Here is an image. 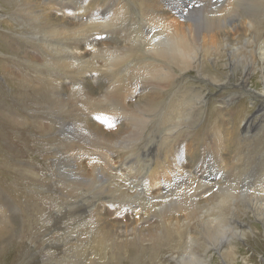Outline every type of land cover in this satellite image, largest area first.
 <instances>
[{
  "label": "bare ground",
  "instance_id": "1",
  "mask_svg": "<svg viewBox=\"0 0 264 264\" xmlns=\"http://www.w3.org/2000/svg\"><path fill=\"white\" fill-rule=\"evenodd\" d=\"M56 2L61 6L60 10H62L63 7H80V0H56ZM98 3L102 5V8L96 7ZM90 5V9H92L91 13L89 12L86 16H90L91 14V17H94L91 18V21L89 20L87 22L85 27H67L65 25H59L56 23L53 24L47 20L41 19L42 15L40 12L31 11L29 13H22L15 11L13 7H10V10L13 11V14L12 12L10 13V15H13V19L19 23L27 20L29 31L32 30L34 31L33 34L35 33L36 35H40L42 42L45 44L48 42L46 45L52 48L53 52L55 53V55H52V59H49L50 56L44 54V65H55L56 68L59 67L63 70L66 68H71L70 71H76L74 76H76L77 73H81V75H78V82L77 79H75L72 74H70V72L67 73L69 74L68 79L73 81L75 84V96L72 98L74 100L69 106V111L65 110L64 108L57 107L59 102L58 95L55 90L59 85H61L56 81V78L59 77L57 74H54V78H49L39 73L37 76L38 83L34 84L33 86L30 85L29 87L33 93L42 92L43 97L51 100L52 103H49L47 107L50 109L51 113L54 114L55 123L67 125L75 131L74 133H76V138L79 140H71V142L69 141L67 144L62 146V150H64L66 154L70 155V157L67 158L68 162L72 160L71 158L75 153H86L89 148H91L90 153L92 151L99 156V159L93 162L91 166V172L88 174L85 171L89 176L86 178L90 183H88L87 180H84L81 183V187L68 186L69 188L66 191V196L72 197L70 202L72 200L75 202L76 200L77 202H80L83 199L81 196L83 194V191L81 190L82 187L86 188V190L89 191V193H92V195L96 196L100 194L98 207L96 208L95 206V208L91 209L90 213L92 215L90 218L87 219V216L85 217V215L82 214L84 211L83 208H86L87 206V204L84 202L80 204L78 209L76 208L77 211H74L67 216L68 220H70V224L72 223L71 228L68 230L69 233H83L85 235V239L77 246L75 245L74 241V243L71 242V245L75 247L67 246L64 250H62L63 253H61V255L57 256L56 254L54 258L51 259L53 260L51 264H59L56 262H59L62 260V258L66 259V261H69L68 259L73 257H76L80 260H78L79 262L75 263L70 262V264H165L160 257L163 252H166L168 255V257L163 256L166 257L165 262L167 263L174 262L176 264H191L192 260L199 259L200 262H206V264H210V262L214 261V259H220V257L223 256L221 261H224V264H229V261L225 258V256L232 253V248L234 249V247L237 245V242L235 244L234 240H240L239 236H242L243 234L248 240V244L253 247V249H251L252 251H256L258 249L263 250L264 243L263 245L261 244V242H263L262 236L257 233H254V236L249 237V234H247L248 230L244 232L241 230H238L240 232L234 231L233 235L225 232L224 229L223 231L220 230L223 225H233L236 227V223H240L241 225H245V227L250 228L249 225H246L245 221H242L240 218H238L236 211H232L231 206L232 203H234L232 201V197L235 195L231 193V191H226V187L228 186L225 187L224 184H222V181L225 180L228 174L232 175L234 172H232V169L234 170V168L241 163L236 161L232 164L230 170L227 169L228 171L223 167L220 170V172H223V180L220 181L219 184H214L215 182H213V184H207L199 181L195 182V186L185 190L188 185H194L195 181L191 178L192 176L189 177L191 180L188 178V174H186L187 172L185 169L183 170V173H179L177 170L178 168H176L177 161L175 160L179 158L180 155L182 156L181 148L185 143V139L184 141H180V135H178L175 137V139H177L176 141H174V139L171 140V144H173V150L165 151V149L167 150L165 140H163L162 143H159L160 138L158 134L162 131V125H164V123H162V125L156 124V126L154 124L155 128L153 130H151V128L154 123L153 121L160 116L167 104V109H169L175 108V105L181 102V108L179 106L178 107L182 109L184 107V101H187V103L192 101L193 106L192 108L190 107L191 114L194 116L201 112L199 109L201 108V103L204 101L203 97L204 92L206 91L203 90V88L206 86L199 82L194 84L192 83L193 85L189 84L188 81L191 82V80H184L180 77L183 76L182 74L187 71L195 70L200 76L207 78L209 75V61H211V63H213L217 68L215 69L214 73L211 72L213 74L209 75L211 77L208 78L213 80V82L219 86H221V84L229 85L232 83L230 78L235 79L237 82L236 84L241 86L242 90L239 94L235 96L233 95L234 102L237 104L246 96L248 103L253 104L258 110L255 117L251 116L250 114L242 113L243 115L238 118V120H240V127L245 128L249 132L250 129L254 128V126H257V121L259 119L264 120V0H228L227 3H224L222 7H216L218 5H216L212 0L206 4H203L202 0H121L120 4L118 0H93L92 4L90 3ZM90 5L88 4V7ZM166 5H171L175 10L166 8ZM170 11H174L173 13L175 14L180 12L190 16L199 15L200 23L198 25L202 27V31L200 33L203 34L204 32V41L201 42L199 29L193 24H189V30H180V28L177 27L172 28L173 26L165 20L167 13ZM100 17H102V21H99ZM240 19L242 21L240 24L236 23L233 25L232 29H229V31L224 30L223 27L226 23H231ZM29 20L32 21L30 24L28 23ZM115 30L116 33H114ZM122 37L129 38L127 41L130 43L128 44V46L130 45V50L125 52L124 50L118 49L111 45L110 50L108 49L103 52L104 55L100 54L99 52H95L96 55L103 58L104 63L100 68H98V63L92 62V60H89L90 58H78L74 57L75 55L73 57L70 56L71 60L67 59L68 61H65V57L63 60H61L62 57L58 58L60 55H68L69 57V55L73 53L71 48L75 49L77 45L82 43L93 42L95 44L100 42V39L102 38L112 40L120 39ZM145 37H148V39L159 37V40L162 41V43H156L153 46L151 44L150 46H152L153 49H146L143 46L145 49L141 52L137 42H139L138 40L140 38L145 40ZM2 42L3 44L0 40V45L6 48L8 44L3 40ZM160 46H164L166 48V57L162 55L161 48L159 49ZM7 48L8 50H11L10 46ZM101 50L103 49H100V51ZM125 50H127V48H125ZM132 54L135 55L134 58L130 57ZM156 54H159V57L158 55L156 56ZM232 62L235 63V66L232 69H229L228 63L232 64ZM118 64L123 65L118 67ZM95 69L100 72H107L106 74L110 76V80L108 82L104 81L105 86L100 92L96 93L90 98L84 97L79 94L81 93L80 87H78L79 82H87V77L89 78V75H91ZM221 71L225 74L224 79L219 77ZM157 73L160 74V79H164L163 83L156 82L149 84L146 82V80H144V78L147 76ZM49 74L51 73L49 72ZM176 83H178L177 86ZM139 91L146 93L145 100L138 101L135 99L136 94ZM21 95L25 99H28L29 94L24 92ZM216 100L217 99H215V101ZM254 100H261L262 106L258 107ZM85 102H87V104L90 106V115L92 116V120L96 118V120H100L101 122V125L99 124L96 126V132H89L88 128H85V124L87 125L88 122L83 124V119L79 118V115L74 112L75 109L77 110V108H81L82 106L86 105ZM221 102L223 101L220 99L219 103L221 104ZM1 107L6 111L8 109V114L11 112L14 113V109L10 111V106H8L6 109V107H4L2 104ZM237 108L238 107H236V109ZM219 109L221 110V106H214V108L211 110L207 109V111L211 112L208 114L209 116H207V120H205L201 127L194 128L192 130L197 133V136L200 135L201 137V141H199V146L201 147L200 153L205 154L211 152L210 154L213 156V158L211 157L213 159L212 162L218 167L219 163L222 162L220 150L225 142L223 143V140L221 139L222 135L219 134V129L217 130L212 128L211 125L217 119L216 114L220 112L221 115V111H219ZM9 117L12 118V115H9ZM197 117V119H199V116ZM120 118L124 120L122 128L116 129L115 132L110 133V135H108V137L105 139L102 135V124H104V126L114 125L118 119L120 120ZM190 120L192 119L190 118ZM26 121L28 120H25V122ZM25 122H23L24 125H26ZM37 125L38 121L33 123L34 129L38 133L39 130L37 129ZM21 126L22 125L18 127L21 130V134H23L25 131L21 128ZM26 126L29 127V123ZM186 129H184V132L186 135H189L191 130ZM144 132H152V134L148 133L150 136L146 138L144 148L142 149L143 151L148 152L153 148L154 152H156L155 156L156 154H159L160 151H164L165 157L168 154L171 155L170 158L167 156L169 164L166 162L167 158H165V161H163L164 165L162 166L163 168H161L163 171L158 175V178L162 182V185L158 186V188L160 189V187H165L168 189V191L163 193L160 190L157 197H152L153 191H156V183L155 185H151L150 189L145 188V185L144 189H142L141 185H143V183H147L145 181L146 176L144 177L145 174L143 173V170H140L137 173L134 172L135 174L132 172L135 176L133 180H130L131 178L129 179L125 177V184L130 181L129 184H127L125 189H117L114 181H118L120 177H118V170L116 169V166L112 163L110 158L111 155L108 156L109 154H107V151H111L114 152V154H116L118 157L121 156L119 157L120 160H118L123 164L126 163V166L123 164L121 165L127 168V165L130 164L129 162L133 160L137 154V151L133 152L134 148L132 147L133 145L130 146V141L134 142V139L139 140V138H143L142 136L144 135ZM25 133H27V131ZM175 133L177 134V132ZM26 136L27 135L24 137ZM24 137L17 139L20 141H25ZM87 138H91L89 148H86L85 144L81 142V139L84 140ZM20 141H18L14 146L1 143L0 149L2 151H14L16 153H21ZM146 148L148 149L147 151ZM5 154L6 153L2 154V156ZM138 158L139 157L136 159L137 161ZM144 158L146 161H150L152 159L147 157ZM136 164H138V162ZM79 167L81 168L82 166ZM168 169H171L172 172L170 170L169 171L173 174V178H166L165 175L167 172L164 171H167ZM74 174L76 175L77 173L74 172ZM239 175L241 176V174ZM121 176L123 177V175ZM99 177H103L105 180H111L112 185H104L102 189L98 190L93 189ZM179 178H181V182H179ZM98 181L101 180L99 179ZM187 182V186L183 187L185 190L184 194L182 193V196H177V193L175 192L176 189L183 186ZM236 182L237 181H235V184ZM75 183L80 184L79 182H74L72 185H75ZM237 185L238 184H236V186ZM249 187L250 186H248V188ZM212 188H214V190H211ZM9 189L11 190V188ZM17 189L18 191H8V188L5 190L4 183L0 180V197L2 195L3 200V196H5V199H7L12 205L18 204L21 200L19 198V188L17 187ZM174 189L176 194L174 192H172V194H175L177 197H172L171 199L170 196L172 195H170V193L171 190ZM209 190L214 192L208 194ZM193 191L197 193L207 192L206 194H208V196H206V201H203L202 203L198 202L192 193ZM225 195H229L231 198L226 199ZM79 196L80 198H78ZM105 197L108 198L107 201L104 200ZM45 200L46 202L43 206L41 204L40 206H37V220L35 217V221L42 220V215L46 214V208L50 207L55 202L57 203V201H53L50 198H46ZM136 204L142 205L141 208L147 213V215L143 217V220L141 219L142 221H147L152 218L157 221V224L153 226V229L146 230L143 228V230L135 226L118 231L119 236L117 237L115 235H110L111 233L109 234V232L104 231L99 226V219L97 217L98 212H114L121 217H127L131 213L130 210H133ZM218 205H220L221 208L223 207L225 210L229 209V211L226 212L224 210H219L220 206L218 209ZM177 210L180 212L185 211L187 216L183 219L175 220L174 218H176L175 216L178 213H176ZM15 219L16 220L14 224H11V222H9L3 216V214L0 216V250L3 249V245L12 244L13 249L20 251L22 247L25 246L26 237L29 234L33 236L38 235L40 230L39 228H43L42 224H40V227L31 228L33 225H27L23 219V216L21 217L20 215ZM37 223L38 222L34 223L35 227L38 226ZM192 229L196 235H194ZM220 234L222 235L220 236ZM192 235H194V237ZM73 236L74 235H72V237ZM75 236H77V234ZM210 236L215 238V240L220 237L218 243L219 247L210 246V244L213 243L208 239ZM198 240L200 241V244L202 243L205 247L202 251H198L196 248L192 247L190 248L189 253L186 250L187 248H182L187 247L189 244L191 245L193 241L198 242ZM59 244L60 243H58V245ZM213 249L220 250V254L216 255ZM225 260H227V263ZM243 262L244 264H254V259L247 254L244 257Z\"/></svg>",
  "mask_w": 264,
  "mask_h": 264
},
{
  "label": "rangeland",
  "instance_id": "2",
  "mask_svg": "<svg viewBox=\"0 0 264 264\" xmlns=\"http://www.w3.org/2000/svg\"><path fill=\"white\" fill-rule=\"evenodd\" d=\"M118 1L120 4L121 0H118ZM185 1H189V0H185ZM210 1L211 0H202L203 4L209 3ZM212 1L215 2L216 5H218V6L215 5L216 7H219V6L222 7L223 4L227 3L228 0H212ZM92 2L93 0H80L79 2L80 7L78 8H73V7L64 8L63 7L62 10H60L61 6L57 4L56 0H0V40L2 44H3L2 40L5 41L10 46V49H11V50H8L7 48L9 47L8 45L6 46V48L0 45L1 46L0 47V110L2 111V112L0 111L1 112L0 113V144L2 143V144L14 146L16 145L18 141H20L19 140L20 138L27 135L26 137H24L25 141H20L21 153H16L14 151H2L0 149L1 151L0 152V176H1L0 180L4 183L5 190H7L8 188V191H12V190L18 191L17 189L18 187L19 192H20L19 198L21 199L20 200L21 204L19 202L18 204L12 205L10 204V202H8L7 199H5V196H3V200H2V195H1L0 197L1 199L0 200V216H2L3 214V216L9 222H11V224H14L16 220L15 218L20 215L21 217L23 216V219L27 225L28 224L33 225L31 228L40 227V224H42V227H43V228H39L40 230L38 232V235H35L36 237L31 234H29L26 237L25 246L22 247L20 251H18L17 249H13L12 244L3 245V249L0 250V264H46V262L47 264H51L53 262V260L51 259H53L56 254L57 256L61 255V253H63L62 250H64L67 246L75 247L71 245V242L72 243L75 242V245L77 246L81 244L85 239L84 238L85 235L83 233L82 234L78 232H71L72 234L69 233L68 230L69 228H71L72 223L70 224V220H68L67 218L68 214H71L72 212L77 211V209L80 207V204L84 202L87 204V206L85 205L86 208H83L84 211L82 210L83 211L82 214H84L85 217L87 216V219H88L92 215L90 213L91 209L95 208V206L96 208L98 207L99 198H100V194L96 196L92 195V193H89V191H87L86 188L84 187H82L81 189L83 191V194L81 195L83 199L80 202L79 201L77 202V200L76 202L73 200H72L73 202L72 201L70 202V199H72V197L66 196V191L69 187H78V186L81 187V183L84 180H87V178L89 177L87 173L89 174L91 172V166L93 162L99 159V156L95 152L91 151L90 153L91 148H89L90 147L89 144L91 143V138L90 139L87 138L84 140L81 139L82 140L81 142H83L86 148H89V149L87 150L86 153H80V152L75 153L73 157L71 158L72 160L68 162L67 158L70 157V155L66 154L65 151L62 150V146L64 144H67V142L69 141L71 142V140L73 141L79 140L78 138H76V135H75L76 133H74L75 131L72 130L67 125L55 123L54 114L51 113L50 109L47 107L49 103H52L51 100L43 97L42 92L33 93L32 90L29 88L30 85L33 86L34 84L38 83L37 76L39 73L49 78H54V74H57L59 77H57L56 78L57 80L56 79L55 80L61 84L55 90L58 95V102H59V105H57V107L64 108L65 110L69 111L68 110L69 106L71 105V102L74 100L72 98L75 96V84L73 81L68 79L69 74L67 73L70 72V74H72V76L75 79H77V82H78V77H79L78 75H81V73H77L76 74L77 77H76L74 76V73L76 71L74 70L70 71L71 68H66L65 70H63V69H60L59 67L56 68L55 65H44V54H46L47 56H50L49 59H52L53 58L52 55H55V53L53 52L52 48L46 45L48 44V42L46 44L42 42L40 35H36L35 33L33 34L34 31L32 30L29 31V28H28L29 25H27V20L19 23L13 19V15H12L13 11L10 10V7H13L15 11H19L22 13H29L31 11L40 12V14L42 15L41 19L47 20L53 24L56 23L59 25H65L67 27L68 26L69 27H74V26L85 27L87 25V22L89 20L91 21L92 20L91 18L94 17V16L91 17V14L90 16H86L89 12L91 13L92 9H90L91 7L90 3L92 4ZM88 4L90 5L89 7H88ZM97 5L96 7L102 8L101 4L98 3ZM165 7L174 9L171 5L169 6L166 5ZM11 12L12 14L10 15ZM173 12L174 11L168 12L167 17L165 18V20L173 26V27L171 26L172 28L177 27V28H180V30L181 29L189 30V27H188L189 24H193L195 27L199 29V33L202 31V27L198 25L200 23L199 15L190 16V15L182 14L180 12L178 14H175ZM99 19H98L99 21L103 20L102 17H100ZM31 22L32 21L29 20L28 23L30 24ZM241 22L242 21L240 19V20L233 21L231 23H226L223 28L224 30L229 31V29L233 28V25H235L236 23L240 24ZM114 33H116V30L114 31ZM145 38H146L145 40L143 38L142 39L140 38L138 40L139 42H137L138 46L140 47L141 52L145 48L153 49L152 46L156 43H159V44L162 43V41L159 40L160 39L159 37H155L154 39H148V37H145ZM128 39L129 38L127 37H122L120 39H112V40L102 38L100 39V42L95 43V44L93 42L92 43L91 42L82 43V44L77 45L75 49L71 48L73 53L69 55V57L68 55H65V56L60 55L58 58L62 57L61 60H63L65 57L66 58L65 61L71 60L70 56L73 57L74 55H75L74 57H78V58H88V59L90 58L89 60H92V62H95V63L97 62L98 68H100L101 66H103V63H104L103 58L96 55L95 52H99L100 54L104 55L103 52L108 49L110 50L111 45L113 47H116L118 49H121L127 52L130 50L129 49L130 45L128 46V44L130 43L129 41H127ZM142 40H143V43H142ZM200 40L201 42L204 41V32L203 34L200 33ZM151 44L152 46H150ZM125 48H127V50H125ZM160 48L162 51V55L165 56L167 53L166 48L164 46L162 47L160 46L159 49ZM100 49H103V50L100 51ZM157 55L159 57V54H156V56ZM130 57L134 58L135 55L132 54L130 55ZM122 65L123 64H118V67H121ZM234 66H235L234 62H232V64L228 63L229 69H232ZM208 68H209L208 70L209 75H212L217 67L213 63H211V61H209ZM49 72L52 75L49 74ZM106 73L107 72L105 71L100 72L96 69L93 70L91 75H89V78L87 77V82L86 81L79 82L78 87H80V92L82 93V94L81 93L79 94L84 97L90 98L96 93L100 92L102 88L105 86L104 81L108 82L110 80V76L107 75ZM182 75L183 76H181L180 78L184 80H187V79L191 80V82L188 81L189 84H192V83L194 84L196 82L203 83L206 86L205 88H203V90H206V91L204 92V97H203L204 101L203 103H201L202 105H201V108L199 109L201 112L199 113L197 112L198 114L193 116L190 112L193 106L192 101L188 102L189 104L187 103V101H184L183 102L184 107L182 109H180L182 106L180 104L181 102L176 104L175 108H169V109H167L168 107V104H167L166 108L161 112L160 116L157 117L153 121L154 123L152 122L153 125H152L151 130L155 128L156 124L162 125V123H164V125H162L163 126L162 131L159 132L158 134L160 138L159 143H162L163 140H165V144L167 145V150L165 149V151L173 150V144H171V140L174 139V141H176L177 139H175V137H177L178 135H180L179 136L180 141L182 140L184 141L185 139V143L183 144L181 148L182 156L180 155L179 157L181 159L177 158L175 160L177 161L176 168H178L177 170L179 173H183V170L185 169L187 173L185 171L184 172L188 174V178L192 176L191 178L195 180L194 185L192 184L190 186L189 185L187 186L188 184L187 182L183 186L178 187L176 191L175 189L171 190L170 195L172 196L170 195L169 196L171 199L172 197H177L179 195L182 196L187 188L195 186V182H199V181L202 183H207V184H213V182H215L214 184H219V182L223 180L222 178L223 172H220V170L223 167L225 170L227 169L230 170L232 167V164L238 161L241 164L237 165V167H235L234 170L232 169V172L233 171L234 172L232 173V175L228 174L225 180L222 181V184H224L225 187L226 186L230 187V188L226 187V191L227 190L229 192L231 191V193L235 195L232 197L233 198L232 201L234 202L232 203V206H231L232 211L233 212L236 211L238 218H240V220L242 221H245L246 225H249L250 228L245 227V225H241L240 223H236L237 225L236 227H234L233 225H230V226L223 225L220 230L223 231L224 229L225 232L230 233L232 235L234 231L241 230L242 232H244L248 230L247 234H249L248 235L249 237L254 236V233H257L262 236L263 242H261V244L263 245L264 243V162H263L264 160V138H263L264 137V120L259 119L257 121V126H254V128L250 129L249 132L245 128L240 127V120H238L240 116H242L243 114H250L251 116L255 117L258 110L256 109V107H254L253 104L248 103L246 96L242 100H240L239 103L236 104L234 102L233 100L234 96L239 94L242 90V87L236 84L237 82L235 79L230 78L232 83L229 85L221 84V86H219L215 84L213 80L208 78L211 76L208 75L207 78L202 77L195 70L187 71L183 73ZM159 77H160V74L157 73V74H152V75L147 76L146 78H144V80H146V82L149 84L156 83V82L163 83L164 79H160ZM219 77L221 79H224L225 74L222 73L221 71V74H219ZM177 84L178 83H176V86ZM24 92L29 94L28 99H25L21 95ZM142 92L143 91H139L136 94L135 99H137L138 101L145 100L146 93L143 92L144 93L143 95ZM215 99L217 100L215 101ZM220 99L221 101L225 103L221 102L220 104L219 103ZM254 102L258 105V107L262 106L261 100H256V101L254 100ZM85 103L86 105L82 106L81 108H77V110L75 109L74 112L77 115H79V118L83 119V124L88 122L87 125L85 124V128H88L89 132L90 131L96 132L97 130L96 126H98L99 124L101 125V122L100 120H96V118L93 119L94 121L92 120V116L90 115V106L87 104V102ZM2 104L4 107H6V109L8 106H10L11 107L10 111L14 109L13 111L14 113L11 112L10 114H8L9 112L8 109L6 111L4 108H2L1 107ZM13 105L18 108L14 107ZM185 105L187 108L185 107ZM214 106L215 107L221 106V110L219 109V111H221V115H220V112L216 114L217 119L215 118L216 120L211 125V127L217 130L219 129L218 130L220 132L219 134L222 135L221 139L223 140V143L225 142V144L222 145L221 150H220L221 152L220 157H222V160H221L222 162L219 163V167L213 164L212 162L213 156L210 154L211 152L205 153V154L200 153L201 147L199 146L200 145L199 141H201V137L200 135L197 136V133L192 131L194 128H199L202 126L205 120H207V116H209L208 114L211 113L210 111H207V109L211 110L214 108ZM236 107L238 108L236 109ZM9 115H12V118L9 117ZM197 116H199V119H197L198 118ZM190 118L192 120H190ZM25 120H28V121L25 122ZM37 121H38L37 129L39 130L38 133L34 129V126H33V123ZM123 121L124 120L120 118V120L118 119V121L114 125L104 126V124H102L101 128H102V135L104 136V138L106 139L108 135H110V133L115 132L116 129H121L123 126ZM23 122H25L26 125H28L29 123L30 128L24 125ZM20 125H22L21 128L25 132L27 131V133L24 132L23 134H21L20 132L21 130L18 127ZM241 126H242V123H241ZM184 129L191 130L189 135L185 134ZM175 132H177V134ZM148 133L152 134V132H144V135L142 136L143 138H139V140L134 139V142L130 141V146L133 145L132 147L134 148L133 152L137 151L136 152L137 154L135 155L133 160L129 162L130 164L127 165V168L121 165L123 164L122 162L119 161L120 160L119 157L121 156L118 157L116 154H114V152H111V151H107V154H109L108 156L111 155L110 158L112 160V163L116 166V169L118 170V177H120V179L118 181L117 180L114 181L117 186V189L119 190L125 189L127 184H129L130 181H128L125 184V180H124L125 177L129 179L131 178L130 180H133L135 177L133 173L134 172L137 173L138 171L143 170V173L145 174L144 177L146 176L145 181L147 183L146 184L143 183V185H141L142 189H144V185H145V188L150 189L151 185H155L156 183V186H157L156 191L155 192L153 191L152 197H157L159 195L160 190L163 193H166L168 191V189L165 187H160V189L158 188V186L162 185V182L158 178V175L161 174V172L163 171V169H161L163 168L162 166L164 165L163 161H165V158H167V156L170 158L171 155L168 154L165 157L164 151H160L159 154H156L155 156L156 152H154L153 148L149 150L148 152L143 151L142 149L144 148L146 138L150 136ZM161 134L163 135V137ZM147 150L148 149L146 148V151ZM4 153L6 154L2 156V154ZM260 153L262 156L260 155ZM137 157H139L138 161L136 160ZM144 157L152 158V159L150 161H146ZM233 157H236V158H233ZM137 162L138 164H136ZM166 162L169 164L168 158ZM123 165L126 166V163ZM241 165H242V168H241ZM79 166H82V167L80 168ZM169 170L171 171V169H168L167 171H164V172H167L165 175L166 178L168 177L170 179L171 177L173 178V174L170 173ZM74 172L77 174L75 175ZM239 174H241V176ZM121 175H123V177ZM181 178H179V182H181ZM191 178L189 179L191 180ZM99 179L101 181H98ZM99 179L97 180V183L95 184L94 188L92 187L95 190L102 189L104 185H108V184L112 185L111 180L107 179L108 180L107 181L103 177H99ZM235 181H237L236 184H238L237 185L238 189L235 184ZM74 182H79L80 184L75 183V185H72L74 184ZM87 182L90 183L88 180ZM247 185L250 187L248 188ZM183 187H186L185 190L183 189ZM9 188H11V190ZM211 190H214V188H212ZM211 190L208 191V194L214 192ZM174 191L177 193V196L175 195L176 193ZM172 192H174L175 194H172ZM192 193L194 197L197 199V201L201 203L203 201H206V196H208V194H206L207 192L197 193L193 191ZM225 196H226V199L231 198L229 195H225ZM46 198H50L53 201H57V203L55 202L50 207L46 208L47 209L46 214L42 215L43 219L45 220L42 219L40 221L39 220L35 221L34 220L35 217L37 220V216H36L37 206L38 205L40 206V204L43 206L44 203L46 202L45 200ZM78 198H80V196ZM107 199H108L107 197L104 198V200L106 201ZM219 206L220 205L217 206L218 209H219ZM141 207L142 205L136 204L133 210L129 209L131 213L127 217H121L114 212L105 213L102 211L100 212L97 211L98 212L97 217L99 219L98 221L99 226L104 231L109 232V234L111 233L110 235L112 236L115 235L117 237L119 236L118 231L132 228L135 226L141 229L145 228L146 230L153 229V226L157 224V221H155L154 218L149 219L147 221H142L143 217H145L147 213L143 211ZM219 210H224L226 212L229 211V209L225 210L223 207L221 208V206ZM176 213H177L175 216L176 218H174L175 220L183 219L187 216L185 211L180 212L179 210H177ZM35 222H38L37 223L38 226L36 227L34 224ZM192 232H193V229H192ZM193 233L194 235H196L195 232ZM76 234L77 236H75ZM72 235L74 236L72 237ZM194 235L192 236L194 237ZM221 235L222 234H220V236ZM219 238L215 240V238H212V236H210L208 239L213 242L212 244H210V246L219 247L218 246ZM239 239L240 240H234L235 244L237 242V245L236 247H234V249L232 248L231 250L232 253H230L229 255L227 254L225 256V258L228 259L229 264H244L243 259L247 254L250 255L254 259V264L255 263L264 264V245H263V250L258 249L256 251H252L251 249H253V247L250 244H248V240L245 238L244 234L242 236H239ZM196 242L197 241H193L191 243L192 246L189 244L187 247H182V248H187L186 250L189 253H190V248L192 247L196 248L198 251H202L205 248L204 245L202 243L201 245L199 240L197 242L199 244H197ZM58 243L60 244L62 243V244L61 245L59 244L60 245L59 246ZM213 251L216 253V255L220 254V250L213 249ZM163 256L168 257V255L166 254V252H163L162 255L160 256L162 258L161 260L165 264H176L174 262L173 263L165 262L166 257H163ZM222 258L223 256H221L220 259H214V261H211L210 264H215V263L224 264V261L223 262L221 261ZM68 260L69 261H66V259L62 258V260L56 263L70 264V262L71 263L79 262L78 260L80 259L73 257ZM198 260L199 259L192 260L191 264H204V263L206 264V262H200V260L199 261ZM225 262L227 263V260H225Z\"/></svg>",
  "mask_w": 264,
  "mask_h": 264
}]
</instances>
